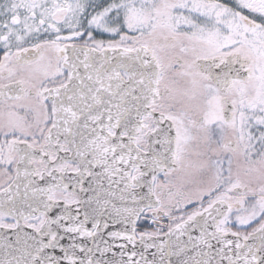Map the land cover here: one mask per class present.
Returning a JSON list of instances; mask_svg holds the SVG:
<instances>
[{
  "label": "snow or ice",
  "instance_id": "obj_1",
  "mask_svg": "<svg viewBox=\"0 0 264 264\" xmlns=\"http://www.w3.org/2000/svg\"><path fill=\"white\" fill-rule=\"evenodd\" d=\"M0 264H264V0H0Z\"/></svg>",
  "mask_w": 264,
  "mask_h": 264
}]
</instances>
